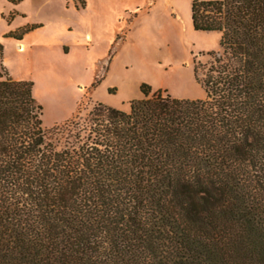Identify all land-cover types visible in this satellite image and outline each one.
Returning <instances> with one entry per match:
<instances>
[{"label": "trees", "instance_id": "16d2710c", "mask_svg": "<svg viewBox=\"0 0 264 264\" xmlns=\"http://www.w3.org/2000/svg\"><path fill=\"white\" fill-rule=\"evenodd\" d=\"M191 12L221 34L202 99L142 84L47 129L34 83L0 75V264H264V0Z\"/></svg>", "mask_w": 264, "mask_h": 264}, {"label": "rangeland", "instance_id": "374dc122", "mask_svg": "<svg viewBox=\"0 0 264 264\" xmlns=\"http://www.w3.org/2000/svg\"><path fill=\"white\" fill-rule=\"evenodd\" d=\"M70 1L72 10L64 9V0H28L20 4L18 9L27 17H18L8 25L1 19V13H5L2 17L6 21L15 19L18 13L14 11L9 14L11 6L6 0H0V75L34 82V95L43 106V124L47 129L66 122L75 111L74 117L79 114L86 117L98 103L128 111L130 101L126 99L134 94V91L126 88V81L129 78L135 81L137 77L138 67L133 63L137 54L133 50L120 49L112 70L101 81L108 67L109 56H106L113 44L111 38L121 30L118 20L122 17L118 18L117 14L121 11L122 2L126 3L127 0H104V8L100 6L102 0H87L88 8L78 11L75 1L67 0L68 3ZM154 1L156 0H152ZM182 1L185 4L182 15L185 16L187 0ZM33 23H42L44 27L27 35L30 36L29 48L23 51L17 49L16 52L11 41L15 39L8 37L10 34L3 31ZM125 33L122 32L117 39L119 43L124 40ZM86 35H90L89 41ZM190 40H198L200 43L205 41V37L194 35ZM63 45L70 47V54L63 56ZM166 52L171 59L180 55L178 50L171 48ZM196 55L198 57L194 59L193 66L200 65V75L203 76L206 72L204 67L212 61V57L209 53ZM104 57L106 58L103 60ZM99 60L103 61L99 64ZM127 67L128 74L125 73ZM177 76H180V80L182 76V82H185L179 90L204 98L203 89L193 82L190 73ZM149 78L156 85L177 84L170 78H159L154 74H150ZM115 85L122 88L121 94H117V88L110 89ZM109 89L112 94H109ZM152 91L156 89L152 88Z\"/></svg>", "mask_w": 264, "mask_h": 264}, {"label": "crops", "instance_id": "0c3cea01", "mask_svg": "<svg viewBox=\"0 0 264 264\" xmlns=\"http://www.w3.org/2000/svg\"><path fill=\"white\" fill-rule=\"evenodd\" d=\"M6 1L11 6L10 9H12L9 14L16 11L18 15H16L15 19L10 18L8 21H6L2 17V15H5V13L2 12L1 19L5 23L11 25L18 17H27L25 13L18 11V9L20 4L28 0H21L19 2H16V0ZM74 1L77 11L86 10L88 8L87 0H82L85 2L84 7L80 5L78 0ZM193 1L194 0H187V14L185 16L182 15V7L183 5H185L182 0H156L154 2H152V0H127L126 3L122 2L121 11L119 14H117L118 18L122 17L118 20L119 29L121 30L119 32H116L115 35L111 38V43L113 44L110 45L111 48L106 56H109L108 67L105 74L102 76L101 81H103L108 76V73H110V71L112 70L114 63L117 60V53L119 52V50L127 48L128 50H133L137 54V56L134 58L133 63L137 64L138 71L135 81L130 80V78L126 81V88L128 90H131L132 92L134 91V94L131 95V97L127 98L126 101L131 102L133 100H140L144 98V95L141 92L142 84H148L151 89H156V91L162 90L166 91L167 93L169 91V93L172 94L170 95L174 98L191 100L202 99V97L191 95L190 92L184 93L183 90H179L181 84H185V82H182V76L180 80L178 79V77L180 76L177 75H185L190 73L193 78V82L197 83L193 66L194 59L198 57L196 54L199 53L200 55V53L217 52V50L220 49L219 43L221 34L218 32H199L194 29L191 12ZM64 5V9L66 10H70V8L71 10L73 9L71 1L68 3L67 0H64L63 6ZM100 6L101 8L105 7L104 0L101 1ZM33 25L41 26L38 29L44 27L42 23H33L26 24L25 26L21 27L17 25L19 27L15 26V28L8 29L3 32H8V34H11L19 31L26 26ZM124 31L126 32L124 40L119 43L117 39ZM28 34L24 35L23 39L20 41L16 39L11 40L16 52L17 49L19 51H23L24 49L26 50L31 45L28 42V37H30L27 36ZM194 35L205 37V41L199 43L198 40H190V37ZM88 38H91L90 35H86L87 41L90 40ZM21 46H23V49H21ZM170 48L178 50V52L180 53L178 58L171 59L166 54V51ZM61 53L63 54V56H65V54H70V47L68 45H63L61 48ZM106 57H104L103 60ZM4 60L7 63L6 57H4ZM103 60H99V64ZM125 69V73L128 74L127 71L129 68L127 67ZM150 74H154L159 78H170L177 84L156 85L154 81L149 78ZM114 88H117L118 95L121 94V87L115 85L110 89ZM110 89L109 94H112L110 92ZM165 89H167L168 91ZM75 112L73 113V115L75 114Z\"/></svg>", "mask_w": 264, "mask_h": 264}, {"label": "bare ground", "instance_id": "6f19581e", "mask_svg": "<svg viewBox=\"0 0 264 264\" xmlns=\"http://www.w3.org/2000/svg\"><path fill=\"white\" fill-rule=\"evenodd\" d=\"M21 49H23V46H21Z\"/></svg>", "mask_w": 264, "mask_h": 264}]
</instances>
